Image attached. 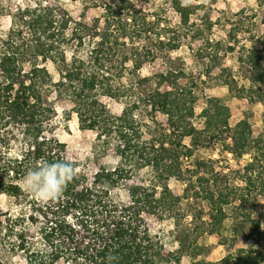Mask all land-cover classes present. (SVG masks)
Segmentation results:
<instances>
[{"label":"trees","instance_id":"1","mask_svg":"<svg viewBox=\"0 0 264 264\" xmlns=\"http://www.w3.org/2000/svg\"><path fill=\"white\" fill-rule=\"evenodd\" d=\"M91 1L103 10L100 19L92 25L83 21L76 30L61 28L62 18L49 11L47 0L36 5L26 0H7L9 6L0 2V19L10 21L0 30V195L5 194L0 201V250L10 264H264L262 221L247 207V197L264 187V58L252 52L241 58L251 72L243 119L219 106L205 107L192 120L189 110L206 96L208 83L202 78L212 79V67L187 81L167 60L182 47L180 34L189 39L187 30L190 44L204 37L210 42L214 26L209 15L200 16L202 23H193L184 33L167 31L169 24L158 33L161 24L149 20L137 0ZM168 3L175 14L182 12L181 0ZM158 62L162 71L156 87L125 99L134 109L128 117L113 113L104 96H119L123 78L135 86L143 67ZM67 85L69 91L64 90ZM54 93L55 100L72 105L80 124L94 123L96 170L79 169L80 161L69 160L59 144L43 134L44 100ZM258 106L263 113L255 112ZM158 112L168 117L164 128ZM143 127L150 139L141 132ZM219 131L246 143V149L232 150L225 139L223 150L251 155L240 191L221 173L215 178L195 174L203 167L201 161L194 170L183 168V160L205 141L218 144ZM186 139L189 147L183 144ZM15 140L24 145L21 155L9 152ZM45 161L70 162L76 168L54 200L35 197L22 183ZM172 178L188 183L194 200L203 199L210 208L193 215L189 231L179 230L183 242L175 259L164 255V235L153 232L144 216L149 210L160 224L173 216L182 198L170 188ZM158 189L160 196L152 198ZM245 217H254L256 240L242 247L237 227ZM214 227L221 230L220 245L227 251L218 260L206 256L201 241ZM7 239L10 245L4 243Z\"/></svg>","mask_w":264,"mask_h":264},{"label":"rangeland","instance_id":"2","mask_svg":"<svg viewBox=\"0 0 264 264\" xmlns=\"http://www.w3.org/2000/svg\"><path fill=\"white\" fill-rule=\"evenodd\" d=\"M17 0H12L16 3ZM141 5L146 16L151 21L156 20L161 26L157 25V32L160 33L169 24L167 31L175 33L177 31L186 32L188 26L193 23H202L200 16H208L213 22V29L208 38L197 39L195 43L190 44L192 34L187 30L189 39L184 34H180L182 47L173 51L168 57L167 63L173 64L175 69L183 73L185 79L195 78L200 72H205L206 67H212V79L203 76L207 81V94L198 101L189 110V117L192 120L202 113L205 107L215 108L226 106L233 118L243 119L244 110L248 107V87L250 69L241 62V58L252 52L264 58V0H181L183 10L180 14H175L168 0H137ZM4 6L10 4L7 0H0ZM30 5H36L38 0H26ZM48 9L51 13H57L62 18L61 28L65 30H76L81 22L92 25L100 19L103 10L96 2L91 0H47ZM203 6V8H200ZM108 8H110L108 6ZM10 25V21L3 17L0 19L1 28ZM198 50L200 53H198ZM200 57H203L200 59ZM264 61V60H263ZM203 65H205L203 67ZM162 71L160 62L156 64H146L140 71L139 76L135 79L133 87L128 85V79L123 78L120 84V94L115 95L108 92L103 102L108 105L113 113L118 116L128 117L134 109L124 101L133 92H149L156 87V76ZM71 85L64 87L69 91ZM56 94H51L48 100H44L46 109V128L43 134L48 138L55 140L64 155L72 161H80L79 169L90 167L97 169L98 160L94 153V143L97 138V130L93 122L82 125L79 123L77 116L72 110V105L66 100H55ZM45 99V96H44ZM43 101V97H42ZM255 112L263 113V107L258 106ZM157 120L163 126L167 125V116L161 112L156 114ZM257 124L261 120L255 118ZM161 127L155 131H160ZM141 132L147 139V128L143 127ZM221 135V131H219ZM222 136V137H221ZM218 139V144L209 142L199 146L192 157L183 160V168L194 170L199 161L203 164L197 175H208L215 178L217 174L230 183L231 187L240 191L245 187L244 167L251 159V155L244 154L239 157L230 151L222 149V143L229 139L228 143L232 150L246 149V143L242 141L234 142L230 135L225 132ZM220 140V141H219ZM216 143V142H211ZM190 146L191 142L186 139L183 143ZM24 148L22 143L16 140L9 150L12 154L21 155ZM192 174V172H189ZM190 174H187L189 178ZM195 177V176H194ZM196 178V177H195ZM194 179V178H193ZM173 193L182 198L181 204L177 207L173 216L166 218L163 224H160L157 218L149 210L144 211V216L149 222L153 232H160L164 235L163 253L171 259L177 257V246L183 242L180 236V229L189 231L194 227L193 215L207 213L209 206L205 200L196 202L194 200V191L188 183L172 178L169 182ZM161 189L151 194L152 198H158ZM5 194L0 195V201H4ZM247 207L254 210V217H260L264 228V187L247 197ZM240 199L236 205H240ZM206 215V214H204ZM207 219V216H205ZM241 218L238 222V241L242 247L254 244L256 236L252 231L253 218ZM206 237L201 241L205 244V254L210 259L218 260L227 254L224 247L220 245L223 239L222 232L219 228L214 227L211 234L206 233ZM180 239V240H179ZM180 241V242H179ZM6 245L12 242L6 240ZM264 248V243L262 245ZM9 256L0 250V261L10 264ZM183 264H195L191 261H185Z\"/></svg>","mask_w":264,"mask_h":264},{"label":"clouds","instance_id":"3","mask_svg":"<svg viewBox=\"0 0 264 264\" xmlns=\"http://www.w3.org/2000/svg\"><path fill=\"white\" fill-rule=\"evenodd\" d=\"M75 175L76 168L70 162L45 161L38 168L30 170L22 183L35 197L54 200L60 197Z\"/></svg>","mask_w":264,"mask_h":264}]
</instances>
